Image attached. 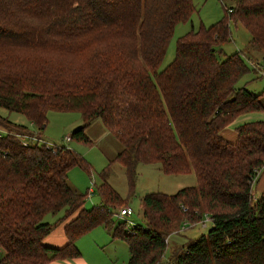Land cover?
<instances>
[{"label": "trees", "instance_id": "1", "mask_svg": "<svg viewBox=\"0 0 264 264\" xmlns=\"http://www.w3.org/2000/svg\"><path fill=\"white\" fill-rule=\"evenodd\" d=\"M221 2L250 33L246 55L221 57L231 31L220 21L180 38L161 70L192 0H0L1 108L42 133L49 111L79 112L83 125L71 137L89 144L86 130L100 119L121 148L108 166H124L131 187L140 162L197 178L176 194L145 195L146 225L126 230L118 216L125 201L105 179L90 208L69 182L72 167L88 168L75 150L24 146L21 137L34 132L0 115V264L77 259L76 240L97 226L126 242L127 264H162L165 237L203 213L213 226L173 244L166 264H264V190L253 195L254 171H264V118L236 125L234 141L223 136L241 116L264 113V91L241 84L251 70L264 76L248 62L264 71V0ZM62 224L67 244L46 246Z\"/></svg>", "mask_w": 264, "mask_h": 264}, {"label": "rangeland", "instance_id": "2", "mask_svg": "<svg viewBox=\"0 0 264 264\" xmlns=\"http://www.w3.org/2000/svg\"><path fill=\"white\" fill-rule=\"evenodd\" d=\"M194 4V12L189 20L179 22L175 27L173 34L168 42L166 53L159 69H164L171 63L176 55V46L180 38L189 34L192 30L199 31L201 28H208L220 21L229 23L231 31L230 40L222 45L223 54H232L240 52L246 55V47L250 40L249 31L241 24L234 20H230L225 12V8L221 0H192ZM248 49V48H247ZM260 60V59H259ZM253 65L256 61L253 59ZM241 84H245L249 90L255 93L264 91V76L261 78L259 74L253 70L249 71L241 80ZM0 115L8 118L10 121L26 125L31 131L38 132L35 126H32L28 119L18 113H10L0 107ZM251 121L263 119L264 114L249 115ZM245 118H240L239 122H245ZM83 125V119L79 112H61L49 111L47 114V126L41 134L57 145L67 146L77 152L84 159L88 168L82 166H74L69 170V182L79 192L86 194L85 206L90 208L101 203V197L98 194V188L105 179L124 199V206L130 207L134 213L131 217L123 218L126 220V230L130 223L132 225H146L142 215V199L149 193H165L168 195L176 194L184 187L196 186L197 178L193 171L188 173L164 174L156 164L140 162L133 168L135 185L131 187L126 175L125 167L120 163H113L108 166L109 158L116 155L120 145L106 133L102 121L99 119L86 131L92 143H85L74 138L70 142H66L65 138L72 136L74 129ZM0 133L5 131L0 128ZM114 145H119L118 149ZM106 170L107 174L103 175ZM257 184L253 187V194ZM94 191V193H93ZM91 195L92 197H89ZM204 219L209 215L203 213ZM61 214L50 216L49 221L54 223ZM48 220V218H47ZM199 220V218H198ZM213 226L212 221L208 223L206 228L197 225L192 226V221L185 220L180 225L181 232L176 234L172 239L169 238V245L165 252V258L162 264H166L172 250L174 240L182 239L184 241L194 240L202 234H206ZM178 229V230H179ZM113 227L97 226L92 230L84 233L76 240V246L81 251V258L87 264H127L129 259V247L121 238H113Z\"/></svg>", "mask_w": 264, "mask_h": 264}, {"label": "crops", "instance_id": "3", "mask_svg": "<svg viewBox=\"0 0 264 264\" xmlns=\"http://www.w3.org/2000/svg\"><path fill=\"white\" fill-rule=\"evenodd\" d=\"M259 113L264 114L262 112H254L253 114H259ZM253 114H248V115L246 114V115L241 116L240 118H245L246 121H251L249 115H253ZM239 119L235 120L233 124H231L229 127H227L224 130L223 136L227 140H229V141L236 140V138H237V132L234 130V127L236 125L242 123V122H239ZM95 121H97V120H95ZM95 121L92 124H94ZM106 133L108 134V136H110L113 139V137L111 136V134L108 131ZM114 148H116V150H117L118 149V145H114ZM256 184H257V187H256V190H255V192L253 194L254 195V198H257L261 194V192L264 190V171L260 174V176H259ZM254 186H255V184H254ZM93 193H94V191H93ZM174 236L175 235H173V237ZM173 237H171V239ZM174 241H175L174 245H178V244H181V243L185 242L182 239H180V240L176 239ZM67 242H68V239L66 237L65 230H64V225L63 224L60 225V226H58L53 232H51L47 237H45V239L43 241V243L46 246L53 247V248H61V247L65 246L67 244ZM81 256H82V254H81ZM47 264H87V263L84 262L81 257H79L77 259H71V260H69V259L68 260H55V261L49 262Z\"/></svg>", "mask_w": 264, "mask_h": 264}, {"label": "built area", "instance_id": "4", "mask_svg": "<svg viewBox=\"0 0 264 264\" xmlns=\"http://www.w3.org/2000/svg\"><path fill=\"white\" fill-rule=\"evenodd\" d=\"M248 62L251 65V67L256 69L260 74H264V71L260 70L259 67H257L256 65H253L252 61H248ZM37 131H38L37 133L34 132L32 135H25V136L21 137L22 143L24 146H29L30 144H38V145L44 146L45 148H48V149H55L59 146L56 143H53L52 141H49L46 138L42 137L41 136L42 132L40 130H37ZM5 134H6V132L4 134L0 133V137L4 136ZM71 140H72L71 136H68L65 138L66 142H70ZM260 173H261V169H256L254 171V178H253L254 183L258 180ZM89 197H91V195H89ZM184 210H186V209H184ZM133 213L134 212L130 207H124L120 210L118 216L121 219H123L125 217H131L133 215ZM209 222H211V218L207 217L206 219H204L201 216L199 221L192 222V226L195 227L197 225H200L201 227L206 228ZM132 224L133 223H130V225L127 226L128 227L127 229H132L135 226ZM180 232H181L180 229L171 232L167 237H165V243L167 245H169V240H170L169 238H171L172 235H176Z\"/></svg>", "mask_w": 264, "mask_h": 264}, {"label": "clouds", "instance_id": "5", "mask_svg": "<svg viewBox=\"0 0 264 264\" xmlns=\"http://www.w3.org/2000/svg\"><path fill=\"white\" fill-rule=\"evenodd\" d=\"M257 182V181H256ZM256 182H255V184H256ZM173 236V235H172Z\"/></svg>", "mask_w": 264, "mask_h": 264}]
</instances>
